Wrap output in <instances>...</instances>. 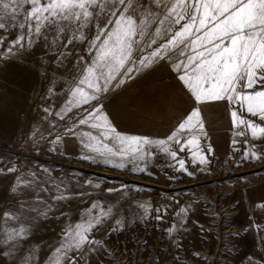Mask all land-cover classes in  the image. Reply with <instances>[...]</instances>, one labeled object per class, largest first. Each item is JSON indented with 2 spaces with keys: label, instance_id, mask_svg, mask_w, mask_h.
<instances>
[{
  "label": "snow or ice",
  "instance_id": "snow-or-ice-1",
  "mask_svg": "<svg viewBox=\"0 0 264 264\" xmlns=\"http://www.w3.org/2000/svg\"><path fill=\"white\" fill-rule=\"evenodd\" d=\"M9 73L23 78L16 98L31 96L38 116L19 132L0 125V139L37 154L169 181L177 176L168 170L196 178L211 174L209 132L226 116L233 152H241L233 167L264 162V0H0V78ZM6 108L0 95V113ZM161 117L163 126L144 130ZM52 172L0 167V264H40L32 237L49 218L62 227L45 264H104L112 242L149 217L163 221L171 207L125 201L122 181L101 189L91 178L58 179ZM97 190L116 195L94 196ZM84 198L73 220L70 202ZM198 202L180 205L165 230L172 264H184L183 236ZM132 204L143 211H130ZM256 206L264 208V195ZM248 226L260 258L248 256L247 264H264V217Z\"/></svg>",
  "mask_w": 264,
  "mask_h": 264
},
{
  "label": "rangeland",
  "instance_id": "rangeland-1",
  "mask_svg": "<svg viewBox=\"0 0 264 264\" xmlns=\"http://www.w3.org/2000/svg\"><path fill=\"white\" fill-rule=\"evenodd\" d=\"M23 82V78L16 73H9L6 77L0 78V95H6L7 103L6 110L0 113V125H3L9 132L12 130L19 132L22 128H27L28 122L38 116L36 102L31 96L26 101H18L16 98L15 93ZM245 115L247 114L245 113ZM209 138L214 148L213 163L210 165L211 174L198 173L196 178H190L187 175L168 170L170 175L177 176L175 181H169L159 174L157 176L134 174L129 172L128 168L115 170L111 167H100L87 161L66 158L48 151L37 154L31 151L27 144L19 141L6 143L4 139H0V148L2 149L74 168H65L57 164L2 152H0V167L13 163L30 164L36 169L44 166L53 170L52 175L58 179H63L66 175L80 176L81 182L91 178L94 184H100L101 189L105 186L119 188L122 180L116 179V177L130 178L135 183L127 184L122 181L128 185L125 189L127 193L125 201H150L154 206L156 204L166 205L171 202L168 215L163 221H155L149 217L146 224L136 223L130 230L124 232L119 240L112 242L109 245L111 252L104 264H108L109 260L111 264H129V261L131 264H153V260L157 256L160 257L158 264H172L169 258V253L172 251L170 249L171 241L166 236L165 230L170 226L174 219L173 213L178 210L180 205L196 201H199L196 204L197 210L189 218L188 230L183 236L185 248L181 250L180 258L184 264H216L217 260L220 261V264H247L248 256L260 258L258 236L255 230L249 228L248 225L250 219L254 218L257 222H261L264 217V208L256 206L257 199L264 195V162L246 161L239 168L233 167L241 152H233L231 140L234 136L226 116H221L218 119L216 126L209 132ZM235 138L243 140V137ZM236 147L242 149L243 144H238ZM185 158L188 159V157ZM129 167L131 166L129 165ZM73 169L89 172H73ZM153 170L160 173L167 169L154 168ZM190 170H192L191 167ZM92 173H97L101 177H110L112 182L97 180L95 176L91 175ZM134 184L142 185V187L134 189L132 187ZM97 193L104 196L116 195L115 193H100L99 190L93 195L95 196ZM86 203L87 198H84V201L73 200L70 202L71 211L69 214L73 220L76 219L79 209ZM4 207L5 204L0 202V211ZM129 210L132 212L143 211L136 204H132ZM216 213H219V216L214 218ZM193 221H198V223H193ZM201 225L205 229L204 232L200 231ZM61 227L62 224L54 218L40 222L32 237L33 244L40 245L38 252L40 264H45L50 252L48 244L60 232ZM145 241L147 243L141 247ZM191 252H199L200 257H208V259L193 257L190 255ZM221 253H225V255H221Z\"/></svg>",
  "mask_w": 264,
  "mask_h": 264
},
{
  "label": "water",
  "instance_id": "water-1",
  "mask_svg": "<svg viewBox=\"0 0 264 264\" xmlns=\"http://www.w3.org/2000/svg\"><path fill=\"white\" fill-rule=\"evenodd\" d=\"M0 152L6 153V154H9V155H14V156H17V157H24V158L35 159V160L43 161V162H46V163H49V164H57V165H60L62 167H65V168H74V167H71V166L68 167V166L63 165L61 163H56V162H53V161L44 160V159H41V158H38V157L24 155V154H22L20 152H16V151H10V150H5V149L0 148ZM77 170H79V169H77ZM80 171H82V172H89V171H84V170H80ZM251 172H256V171H251ZM116 179H120L124 183H127V184H133V183H135V181L131 180L130 178H119V177H116ZM163 190L167 191L166 189H163Z\"/></svg>",
  "mask_w": 264,
  "mask_h": 264
},
{
  "label": "crops",
  "instance_id": "crops-1",
  "mask_svg": "<svg viewBox=\"0 0 264 264\" xmlns=\"http://www.w3.org/2000/svg\"><path fill=\"white\" fill-rule=\"evenodd\" d=\"M164 123H165V120L163 117H161V118L157 119L152 125L151 124L147 125L144 130L147 131L149 129L159 128V127L163 126Z\"/></svg>",
  "mask_w": 264,
  "mask_h": 264
}]
</instances>
